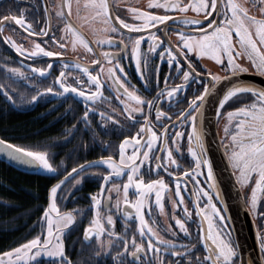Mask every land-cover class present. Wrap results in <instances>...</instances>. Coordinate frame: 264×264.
<instances>
[{
    "label": "flooded vegetation",
    "instance_id": "obj_1",
    "mask_svg": "<svg viewBox=\"0 0 264 264\" xmlns=\"http://www.w3.org/2000/svg\"><path fill=\"white\" fill-rule=\"evenodd\" d=\"M62 2L63 0H0V20L4 16L20 17L23 14L26 22L31 23L37 33V35H31L11 20L3 21L0 24V27L3 28V31L0 32V86H2L0 95L10 97L19 112L38 113L36 115L45 120L42 122V131L36 132L31 142L38 146L37 151L48 153L49 160L56 168V172L42 170L32 173H40V175L48 176L51 179L43 210L47 211L52 203L51 188L60 184L55 196L56 206L60 216L71 215L73 217L72 223L67 224L66 227L64 221H60L59 225L61 229L59 236L63 244L65 258L72 259L73 256L78 255L81 257L82 264H161V261H164L165 264H177V262L179 264H197V257L203 262L208 254L206 244L214 247L210 239H205L209 235V221L205 217L210 216L214 225L213 231L219 232L233 246L236 253L233 257V264H242L232 227L218 198L217 189L212 186L213 182L207 175L208 167L202 163L200 169H197L196 158L189 151L191 147L197 151V155L201 154L195 140L189 141L188 139L192 135V122L185 118V115L191 111L190 102L202 93L205 85H208L210 77L207 73L209 71L221 77L231 74L214 61L208 58L200 59L193 53H187L189 57L187 60L180 57L179 65L175 62L170 64L168 53L163 51L165 45L158 47L156 52H149V46L153 43L149 39L150 33H155L161 40H165L164 31H167V39L171 41L173 49L178 51L177 31L187 35L198 34L196 29L199 25L184 24L182 23L183 18L202 19L203 15L197 17L196 13L191 10L182 13L175 10L166 11L163 8H148V0H109V12L113 17L110 23L116 24L119 31L105 32L104 29L109 28V23H105L102 17L94 18V11L84 7L86 0H79V4H77V0H72V14L67 19L57 15ZM160 2H164V0H160ZM182 2L187 3L188 0H182ZM239 2L249 8L250 14L259 18L261 14L258 7L253 6L252 0H239ZM220 3L223 4L224 0H220ZM132 7L150 11L155 15H169L173 19L166 22L167 28L165 25H158L157 28L143 32H133L120 26L119 21L114 19L119 16L126 23L141 24L142 21L136 20L130 12ZM67 22H71L89 42V46L93 48L92 53L87 52L82 45H77L73 50L71 41L74 37L64 31ZM41 29L46 31L47 35H38ZM141 36L143 41L140 45L141 63L138 69L136 57L132 52V41ZM7 37L14 40L17 45H21L26 50L24 54L17 52L6 41ZM107 37L112 38L111 45L96 43ZM35 43H40L41 47L47 51H53L60 55L32 57L30 52ZM61 44H64L65 47H61ZM124 45H127V48H124ZM104 52L111 54V64L104 59L102 55ZM161 52H163L162 57ZM97 59L103 61L102 65L93 63ZM237 60L248 68L247 72L242 73L262 75L256 71L246 56L237 57ZM77 62L89 67L93 75H96L100 67H103L104 71L99 72L102 95L97 99L86 100L75 93L59 95L63 89L55 81L61 71L65 73L66 83L78 87L88 95L96 91V85L88 80L87 75L74 67ZM189 63L196 71L185 82L182 71H188ZM48 64H51L52 68L44 76L32 70L47 68ZM64 64H68L69 67L65 69ZM109 68H115V76L119 77V80L112 77L108 71ZM121 68L122 72L119 70ZM12 69L17 71L14 72ZM19 73H23V75ZM179 85H183V88L172 97H168L167 93ZM48 88H52V92H48ZM125 88L130 92L134 91L146 101L152 100V109L149 110L147 105H144L143 113H133L135 120L131 119L125 107L126 105L136 107V105L125 95ZM251 100L250 94L242 95L240 99L233 98L220 109L217 128L223 147L226 148V145L231 144L230 138L225 133L226 127H229V131H231L227 113L241 107L242 104L250 103ZM157 111L164 112L167 116L157 120ZM85 112H87V119H85ZM142 127L146 131L140 132ZM153 131L156 132L158 140L152 145V150L149 153L150 160L144 162L140 169V175L143 176L145 183L162 179L168 187L163 190L157 187L148 194L143 213L148 225L157 232L160 239L172 241L176 246L175 249L159 244L151 233L140 235V221L136 210L123 203L122 187L127 182V175L130 174L127 169H125L124 176L119 178L114 176L112 180L105 183L102 177L111 171L107 165L88 167L89 164L94 165V162L101 157L112 156L118 162L120 159L119 146L126 138L130 140V143L125 149V155L130 156L136 151L141 154L142 160V154L148 151L146 145ZM165 132L167 133V144H165ZM137 133H140L138 137ZM176 133H182V136L177 138ZM133 137L140 140L139 146L135 144ZM202 142L204 144L203 139ZM177 145L179 146L178 152ZM40 146L47 148H40ZM166 148L173 150V157L179 168L168 161ZM226 152L230 161V149L226 148ZM203 156L209 160L206 150ZM153 157L160 159L156 160ZM137 163L139 164L140 160H137ZM157 163L161 164L159 169L156 168ZM81 165L85 166L83 170H81ZM73 168L76 169L75 172H73ZM233 171L251 212L260 247L259 236L264 235V195L260 196L255 210L252 209L250 203L251 192L258 176L253 174L250 181L243 184L240 182L239 172L235 169ZM184 172H187L188 175L185 176ZM176 183L180 184L179 195L176 194ZM113 184L120 187L119 193L112 188ZM102 189L103 193L101 194ZM157 191L160 192L162 209L156 203ZM134 193L135 189L130 188L129 199L132 201L137 199ZM109 195H111V200L108 199ZM93 196L100 199L98 208L92 199ZM181 196L183 203H180ZM118 198L120 200L119 208L116 207ZM211 205H215L218 212L214 213ZM185 208L188 213L192 214L190 218L184 211ZM201 209H203L202 213ZM97 211H99V219L105 232L102 236L92 235L86 238L87 229L94 227ZM126 212L131 215H125ZM49 215L54 220L57 219L56 213L50 212ZM109 216L112 218V224L107 221ZM177 219L184 222L188 234L180 229L176 223ZM55 227L54 225V232ZM46 228L47 219L45 218V229L33 239L39 237L42 242L46 240L48 238ZM110 232L114 235H109ZM133 237L136 238L137 244H144L147 253L138 254V260H134L131 255ZM149 239H152L153 243L161 249L159 253L147 249ZM109 241H111V248H109ZM55 242V238H53V243ZM101 243H103V248L100 247ZM125 244L129 250L127 253L124 252ZM182 245L189 247L184 248L181 247ZM193 245L194 247H192ZM173 251H179L182 254L188 253V255L175 256L172 254ZM97 252L100 254L96 255ZM118 252L121 254L120 256H117ZM260 254L264 264V253L261 252V248ZM39 258L61 259L47 255L37 259ZM33 262H29V264Z\"/></svg>",
    "mask_w": 264,
    "mask_h": 264
},
{
    "label": "snow or ice",
    "instance_id": "obj_2",
    "mask_svg": "<svg viewBox=\"0 0 264 264\" xmlns=\"http://www.w3.org/2000/svg\"><path fill=\"white\" fill-rule=\"evenodd\" d=\"M77 4H79V0H77ZM252 4L253 6L258 7L261 14L259 18L256 15L250 14L249 8L241 4L239 0H224L223 4L220 3V0H188L187 3H183L182 0H164V2H160V0H148V8H163L166 11L175 10L182 13H187L191 10L196 13L197 17L201 16V14L203 15L202 19L183 18L182 23L184 24L199 25L196 29L198 34L187 35L183 32L177 31L178 51L173 49L171 41L167 39V31H164L163 35L165 36V40H161L155 33H150L149 39L153 43L149 46V52H156L158 47L165 45L163 51L168 53L170 64L175 62L179 65L180 57L187 60L189 59L187 53H193L200 59L208 58L214 61L217 65H221L223 70L231 74L230 76L221 77L220 75L209 71L207 73L210 77L208 85H205L202 93L197 95L190 102L189 108L191 111L185 115V118L192 122V135H190L188 139L189 141H192L193 139L195 140L196 146L201 154L197 155V151L191 147L189 148V151L192 156L196 158L197 169H200L202 163L207 165V175L212 180L213 187H215V177L213 176L212 165L211 162L203 156L205 151L204 144L202 142L201 135L198 132L196 123L198 117L201 118L202 122L203 113L201 112V109L204 106L206 98L213 94L221 97L219 100V108L221 109L233 98L240 99V96L242 95H251L252 100L250 103L242 104L241 107L227 113L228 124L231 127V131H229V127H226L225 133L231 141L230 145H226V148L230 149V163L233 169L239 172L240 182L247 184L253 174L258 176V179L255 181V187L252 189L250 200L251 207L255 210L260 196L264 195V88L245 86L244 83L238 79V74L247 72L248 68L244 67L237 60V57L246 56L248 61L255 67L256 71L264 75V0H252ZM84 7L94 11V18L102 17L104 18L105 23H109V28L104 29L105 32L109 30L111 32L119 31V27L116 24L110 23L113 20V17L109 12V0H86ZM59 8L60 10L57 12L58 16L64 19L70 18L72 14V0H63V2L59 5ZM21 12L23 13L22 9ZM130 12L134 15L136 20L142 21V23L139 25L126 23L125 20L121 19L119 16H116L114 19L119 21L120 26H123L133 32H143L151 28H157L158 25H165L167 28L166 22L173 19L169 15H155L150 11H144L136 7L130 8ZM9 20L13 21L16 25H19L25 32H28L31 35H37L35 30L32 28V24L26 22L23 14L20 17L4 16L2 20H0V24H2L3 21ZM205 22H207L206 25ZM157 30L159 31V29ZM2 31L3 28L0 27V32ZM64 31L74 37L71 41L73 50L76 49L77 45H82L87 52H93V48L89 46V42L84 39L81 33H79L71 22H67L65 24ZM38 35H47V32L41 29ZM5 39L16 49L17 52L24 54L26 50L23 49L21 45H17L10 37ZM142 41V36L132 41V52L136 57V65L138 69L141 63L140 45ZM96 43L111 45L113 41L111 37H107L105 39L98 40ZM121 43L123 42L121 41ZM60 46L65 47L64 44H61ZM124 48H127V45H124ZM30 55L32 57L41 55L44 57H54L60 54L53 51H47L44 47H41L40 43H35ZM102 55L104 59L111 64V54L104 52ZM162 56L163 52H161V57ZM93 63L96 65H102L103 61L97 59L94 60ZM63 67L67 69L69 65L64 64ZM74 67L80 69L83 74L87 75L88 80L91 81L92 84L96 85V91L92 92L91 95H88L85 91L79 89L78 87H73L71 84L65 82V73L61 71L59 77L55 81L59 83L60 87L63 89V92L59 93V95H63L65 93H75L77 96L84 97L86 100H95L101 96L102 93L100 92V89L102 84L99 78V72L104 71L103 67H100L99 72L96 75L92 74L89 67L81 65L79 62L75 63ZM51 68L52 65L48 64L47 68H34L32 70L34 72H38L41 76H44ZM187 68L188 71H182V77L185 82H187L196 71L191 63L187 65ZM119 70L121 72L123 71L122 68ZM12 71L16 72L17 70L12 69ZM108 71L114 79L119 80V77L115 76V68H109ZM19 74L23 75V73ZM233 77H236V79H233ZM222 80H230V85L222 92H218L217 85L220 84ZM182 88L183 85L172 88L167 93L168 97H172ZM47 91L52 92V88H48ZM124 91L125 95L128 96V99L134 101L136 105V107H129L127 105L125 107V110L128 112L131 119L135 120L133 113H143L144 105H147L149 110L152 109V100L146 101L134 91H128L127 88H125ZM33 99H35V97H33ZM166 116L167 114L161 111H157L156 113L157 120ZM85 119H87V112H85ZM144 131H146V129L142 127L140 132ZM139 134L140 133H137V137ZM175 135L179 138L182 136V133H176ZM132 139L137 146L140 145L139 139L136 137H133ZM157 140L158 136L156 132L153 131L151 138L146 145L148 151H145L142 154V160L141 154L136 151H134L130 156L125 155V149L130 143V140L126 138L119 146L120 159L118 162L112 156L101 157L98 161L94 162V165L89 164L88 167H100L107 165V168L111 171L108 175L102 177L105 183L112 180L114 176L117 178L124 176L125 169H127L130 174L127 175V182L124 183L122 187L124 194L123 203L136 210V214L139 216L140 221V235L144 236L146 233H151L153 237H156L159 244L167 245L169 248L175 249L176 246L172 241L160 239L157 232L148 225L143 213L148 194L153 192L157 187H159L160 190L168 187L162 179L152 180L150 183H145L143 176L140 175V169L144 165V162L150 160L149 153L152 150V145ZM165 144H167L166 132ZM0 145L3 146L0 148V152L6 153V155L12 160L29 166H39L48 172H56V168L50 162L47 152L33 151L18 147L3 139H0ZM165 150L167 151L168 161L172 165H176V167L179 168V165L173 157V150L171 148H166ZM178 151L179 146L177 145V152ZM153 159L159 160L160 158L153 157ZM137 160H140L139 164L137 163ZM80 167L81 170L85 168L84 165H81ZM160 167L161 164L157 163L156 168L159 169ZM75 171L76 169L73 168V172ZM148 171H151V169H148ZM184 175L187 176L188 173L184 172ZM59 187L60 184H57L51 188L52 203L50 208L44 213V216L47 219L48 239L42 242L41 239L37 237L10 252L3 253V255L0 256V264H18V262L24 261L32 262L36 261L38 257L43 255H47L48 257H60L61 264H63V261L66 258L64 256L63 244L59 236L61 231L59 225L60 221H64V226L66 227L67 224L72 223L73 217L71 215L60 216L59 209L55 203V196ZM112 188L115 189L117 193L121 191L120 187L116 184H113ZM130 188L135 189L134 194L137 196L135 201L129 199ZM102 193L103 189L101 191V194ZM176 194H180L179 183H176ZM204 194L207 195V193ZM92 199L98 208L100 205V199L97 196H93ZM108 199L111 200V195H109ZM160 199V192L157 191L156 203L158 205H160ZM209 200H211V197H209ZM180 203H183L182 196L180 197ZM119 206L120 200L118 198L116 207L119 208ZM160 206L162 209L163 205ZM211 207L214 213L218 212L215 205H211ZM184 211L190 218L192 214L188 213L187 208H185ZM50 212L56 213V220L51 218L49 215ZM200 212L202 213L203 209H201ZM125 215L130 216L131 213L126 212ZM205 218L209 221V235L205 239H210L214 247L206 244L208 254L205 256L203 262L197 257V264H233V257L236 255L233 246L229 241H226L219 232L213 231L214 225L212 224V218L210 216ZM107 221L109 224L113 223L111 216L107 218ZM176 223L179 225L180 229L185 232V234H188L183 221L177 219ZM54 225L56 226L55 232ZM104 232L105 229L100 222L99 211H97V219L94 221V227H89L87 229L86 238L92 235L102 236ZM109 235H114V233L110 232ZM53 238H55V243H53ZM259 239L261 252L264 253V235H260ZM131 243L133 245L131 255L134 260L139 259L138 254L140 253L147 254L144 244H137L135 237L132 238ZM111 246V241H109V248H111ZM100 247L103 248V243H101ZM181 247L188 248L189 246L182 245ZM192 247H194V245ZM147 249L153 250L154 253H159L161 251V249L153 243L152 239L147 241ZM128 251L127 244H125L124 252L127 253ZM99 254V252L96 253V255ZM172 254L175 256L188 255V253L182 254L179 251H173ZM120 255L121 254L118 252L117 256ZM161 264H165V262L161 261ZM177 264H179V262H177Z\"/></svg>",
    "mask_w": 264,
    "mask_h": 264
},
{
    "label": "trees",
    "instance_id": "obj_3",
    "mask_svg": "<svg viewBox=\"0 0 264 264\" xmlns=\"http://www.w3.org/2000/svg\"><path fill=\"white\" fill-rule=\"evenodd\" d=\"M36 114L19 112L9 97L0 95V137L37 151L31 141L42 131L45 120ZM50 184L48 176L20 171L0 158V254L29 242L45 229L43 204ZM79 259L76 255L63 264H80ZM32 264H61V259L39 258Z\"/></svg>",
    "mask_w": 264,
    "mask_h": 264
},
{
    "label": "water",
    "instance_id": "obj_4",
    "mask_svg": "<svg viewBox=\"0 0 264 264\" xmlns=\"http://www.w3.org/2000/svg\"><path fill=\"white\" fill-rule=\"evenodd\" d=\"M233 79H236V77H233ZM238 79L245 86L264 88L263 75L239 73ZM229 85L230 80H222L217 85V91L222 92ZM220 99L221 97L216 94L206 98L204 106L201 109L203 113L202 122L199 117L196 122L197 129L204 141V147L212 165L213 176L215 177L218 198L232 227L235 241L242 258V264H263L251 212L247 207L241 186L231 167L226 148L223 147L220 141L217 128L218 114L221 109L219 108ZM0 139L3 138L0 137ZM7 142L13 144L9 141ZM2 147L0 145V148ZM0 158L9 162V164L18 170L25 172H40L44 170L39 166H29L12 160L4 152H0Z\"/></svg>",
    "mask_w": 264,
    "mask_h": 264
},
{
    "label": "rangeland",
    "instance_id": "obj_5",
    "mask_svg": "<svg viewBox=\"0 0 264 264\" xmlns=\"http://www.w3.org/2000/svg\"><path fill=\"white\" fill-rule=\"evenodd\" d=\"M53 220H54V218H52ZM6 224H8L7 222H5V225ZM46 231H47V228H46ZM42 232L40 231L38 234H41ZM37 235V234H36ZM48 239V238H47ZM18 247H20V246H17V247H15V248H18ZM15 248H13V249H15ZM13 249H11V250H9V251H7V252H10V251H12ZM0 256H2L1 254H0ZM79 263L80 264H82V262H81V257H80V259H79ZM18 264H29V262L28 261H24V262H18Z\"/></svg>",
    "mask_w": 264,
    "mask_h": 264
},
{
    "label": "bare ground",
    "instance_id": "obj_6",
    "mask_svg": "<svg viewBox=\"0 0 264 264\" xmlns=\"http://www.w3.org/2000/svg\"><path fill=\"white\" fill-rule=\"evenodd\" d=\"M83 205V204H82Z\"/></svg>",
    "mask_w": 264,
    "mask_h": 264
}]
</instances>
